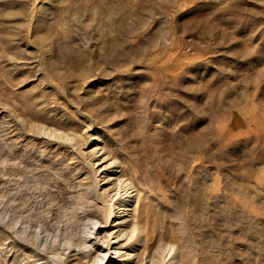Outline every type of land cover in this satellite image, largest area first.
<instances>
[{"label":"rangeland","instance_id":"374dc122","mask_svg":"<svg viewBox=\"0 0 264 264\" xmlns=\"http://www.w3.org/2000/svg\"><path fill=\"white\" fill-rule=\"evenodd\" d=\"M0 264H264V0H0Z\"/></svg>","mask_w":264,"mask_h":264},{"label":"bare ground","instance_id":"6f19581e","mask_svg":"<svg viewBox=\"0 0 264 264\" xmlns=\"http://www.w3.org/2000/svg\"><path fill=\"white\" fill-rule=\"evenodd\" d=\"M128 210V208H126V206L124 205L123 207H122V209H120L119 211H120V213L121 212H126Z\"/></svg>","mask_w":264,"mask_h":264}]
</instances>
